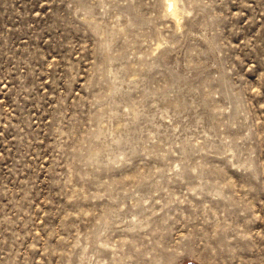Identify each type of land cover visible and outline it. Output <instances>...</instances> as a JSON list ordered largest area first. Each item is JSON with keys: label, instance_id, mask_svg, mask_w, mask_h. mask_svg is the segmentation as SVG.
<instances>
[{"label": "rangeland", "instance_id": "obj_1", "mask_svg": "<svg viewBox=\"0 0 264 264\" xmlns=\"http://www.w3.org/2000/svg\"><path fill=\"white\" fill-rule=\"evenodd\" d=\"M0 264H264V0H0Z\"/></svg>", "mask_w": 264, "mask_h": 264}, {"label": "bare ground", "instance_id": "obj_2", "mask_svg": "<svg viewBox=\"0 0 264 264\" xmlns=\"http://www.w3.org/2000/svg\"><path fill=\"white\" fill-rule=\"evenodd\" d=\"M173 4H174V3H172V5H173ZM173 6H174V5H173ZM169 7L171 8L172 6L169 5Z\"/></svg>", "mask_w": 264, "mask_h": 264}]
</instances>
